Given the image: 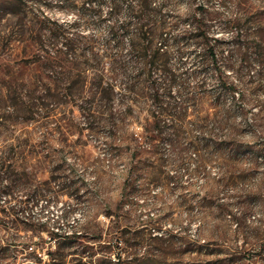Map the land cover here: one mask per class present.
I'll use <instances>...</instances> for the list:
<instances>
[{
    "label": "rangeland",
    "instance_id": "374dc122",
    "mask_svg": "<svg viewBox=\"0 0 264 264\" xmlns=\"http://www.w3.org/2000/svg\"><path fill=\"white\" fill-rule=\"evenodd\" d=\"M203 3L223 58L240 40L252 47L232 55L228 88L212 69L201 87L189 79L194 98L174 147L146 140L151 97L130 110L118 93L83 111L93 100L81 79L92 89L115 51L95 5L79 15L81 0H0V153L14 173L3 183L22 186L0 201V264H264V0H169L176 32H195L189 15ZM52 21L78 22L69 35L80 44L66 67L46 71L32 59L36 38L60 31ZM199 125L217 145L197 170ZM132 164L135 188L124 192Z\"/></svg>",
    "mask_w": 264,
    "mask_h": 264
},
{
    "label": "trees",
    "instance_id": "16d2710c",
    "mask_svg": "<svg viewBox=\"0 0 264 264\" xmlns=\"http://www.w3.org/2000/svg\"><path fill=\"white\" fill-rule=\"evenodd\" d=\"M64 1L68 3L70 0ZM168 2L169 0H81L79 15L88 13L89 6L95 5L91 9L99 14L100 21L110 20L108 38L105 44L109 47L113 43L115 51H110L107 55L109 65L107 67L104 64L100 66V72L94 77L92 89L86 88L85 79H81L80 82L81 93H92L90 96L93 101L90 106L83 107V111L87 113L95 112L97 110L96 105L105 106V104L112 103L115 94L118 93L123 98L128 95L133 99V102L129 104L130 110L139 97H151L155 110L150 114L152 120H148L145 127L146 140L151 144L160 143L163 140L174 147H178L181 144V136L185 132L183 123L188 111L184 103L191 102L194 98L189 79L191 77L198 78V87H201L204 83V80H201L202 75L212 69L219 84L228 88L226 70L230 66L232 55L235 51L247 52L252 46L241 42L240 39L244 37V34L238 28L240 23L236 21L233 25L238 29L237 37L240 41L231 52V56L227 59L223 58L217 40L210 41L208 33L209 14L206 12L205 4H201L198 11L189 15V20L195 29L193 33L188 31L176 32L178 22L174 21L173 16L166 12ZM105 4L108 5V10L103 16ZM52 24L60 31L50 30L48 39L38 36L36 43L41 46L36 49L32 59L41 70L46 71L54 70L57 67H66L70 62L69 54L75 53L80 44L76 37L69 35L70 29L78 22L60 23L52 21ZM126 36L128 43L124 51ZM193 42L202 45V48L199 50L196 47L189 49V44ZM188 60L191 64L189 68H187ZM175 86H178L180 101L176 99ZM199 128L202 135L199 138H192L191 143V146L198 152L197 170L207 160L205 152L216 148L215 145H217L214 136L207 131L204 132V125H199ZM139 152L140 150L133 152V156L138 155ZM6 157L4 152L0 153V201L2 203H5L4 197L11 199L14 189H18V192L22 190L19 189L22 186L18 185L16 180H11L10 184L3 183L5 177L11 179L14 174L11 165H7L9 160ZM135 171L136 165L132 164L123 187L124 192L135 188L132 182ZM3 188H11L13 191H4ZM48 191L47 189L46 192ZM52 191L50 190L49 193L53 194ZM46 192L44 195H47ZM30 194L36 199L42 197L39 188L33 189ZM29 200L22 199L21 202L27 205ZM57 235L59 236V234ZM69 236L66 235L65 237L68 238ZM121 259V256H118V262H121ZM131 260L134 261V259ZM27 264H33V261L31 260V263L28 262Z\"/></svg>",
    "mask_w": 264,
    "mask_h": 264
}]
</instances>
